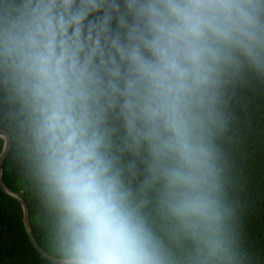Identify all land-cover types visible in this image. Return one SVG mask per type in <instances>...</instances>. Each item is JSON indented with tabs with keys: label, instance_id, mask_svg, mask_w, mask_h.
I'll return each mask as SVG.
<instances>
[{
	"label": "clouds",
	"instance_id": "1",
	"mask_svg": "<svg viewBox=\"0 0 264 264\" xmlns=\"http://www.w3.org/2000/svg\"><path fill=\"white\" fill-rule=\"evenodd\" d=\"M249 80L264 0H0V147L47 264H246L225 144Z\"/></svg>",
	"mask_w": 264,
	"mask_h": 264
},
{
	"label": "trees",
	"instance_id": "2",
	"mask_svg": "<svg viewBox=\"0 0 264 264\" xmlns=\"http://www.w3.org/2000/svg\"><path fill=\"white\" fill-rule=\"evenodd\" d=\"M230 96L232 123L225 151L237 213L235 228L246 264H264V83L249 80ZM0 130L7 132L2 123ZM1 152L2 147L0 155ZM131 179L138 183L139 174L131 176ZM2 180L7 189L25 201L31 234L48 254L43 209L28 178L11 154H7L3 163ZM0 264H47L29 240L21 205L1 188Z\"/></svg>",
	"mask_w": 264,
	"mask_h": 264
},
{
	"label": "water",
	"instance_id": "3",
	"mask_svg": "<svg viewBox=\"0 0 264 264\" xmlns=\"http://www.w3.org/2000/svg\"><path fill=\"white\" fill-rule=\"evenodd\" d=\"M7 132L0 130V138L5 139V137L7 136ZM7 157V153L1 152L0 155V188L1 190L10 198L16 200L22 207V211H23V224L25 227V230L27 232V235L29 237V240L32 244V246L36 249V251L44 258L47 260L48 254L46 252H44L39 245L37 244V242L35 241V239L33 238L31 231H30V216H29V211H28V207L25 203V201L22 199V197L12 191H10L9 189H7L3 183L2 180V167H3V163L5 161Z\"/></svg>",
	"mask_w": 264,
	"mask_h": 264
}]
</instances>
